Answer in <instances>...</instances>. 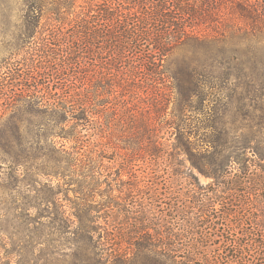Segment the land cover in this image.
<instances>
[{
	"label": "rangeland",
	"instance_id": "1",
	"mask_svg": "<svg viewBox=\"0 0 264 264\" xmlns=\"http://www.w3.org/2000/svg\"><path fill=\"white\" fill-rule=\"evenodd\" d=\"M30 1L0 0V63L7 61L13 68L22 66L21 70L37 64L28 75L43 82V60L38 57L43 35L70 33L83 15H76L80 8L60 16L43 9L32 11ZM77 4H84V0H77ZM180 53L170 54L166 63ZM86 69L93 75L91 68ZM143 89L130 86L115 99L108 88L95 91L121 104V115L113 123L110 120L115 114L108 111L107 120L100 119L101 124L94 121L91 129L83 131L87 133L86 163L80 169L70 166L62 154L49 152L43 133L60 115L45 112L43 100L34 106L16 102L0 119V264H181L187 258L176 247L178 251L164 253L157 247L137 244L138 234L129 228L121 231V238L117 231L131 222L126 207L138 194L143 206L153 208V222L163 219L170 234V221L177 212L186 214L189 210L194 182L190 174L208 190L205 204L209 218L204 222L208 237L216 236L208 224L213 221V209L220 216L217 235L231 238L239 251L249 253L241 264H248L247 259L264 264V97L251 100L239 89L221 102L219 114L226 133L223 149L225 153L232 151L233 157L215 178L211 170L199 172L192 167L188 172L191 165L184 149L177 172L165 170L169 161L165 156L143 158L145 139L141 134L147 116L156 118L154 132L167 138L166 143H177L173 95L166 93L167 105L158 110L153 93ZM75 124V118L68 123ZM65 144L69 149L71 142ZM46 198L51 202L46 203ZM215 244L189 259L198 264L226 260ZM115 248L125 254L119 260L113 256Z\"/></svg>",
	"mask_w": 264,
	"mask_h": 264
},
{
	"label": "trees",
	"instance_id": "2",
	"mask_svg": "<svg viewBox=\"0 0 264 264\" xmlns=\"http://www.w3.org/2000/svg\"><path fill=\"white\" fill-rule=\"evenodd\" d=\"M29 3L32 11L43 9L56 16L80 8L76 15L83 17L76 19L75 29L70 33L43 35V50H38V57L43 60V82L28 75L37 64L28 66L30 70H21L22 66L16 69L7 61L0 63V119L7 111L11 112L16 102L34 106L43 100L45 112L60 115L43 133L49 152L62 154L70 166L80 169L86 163L87 133L83 131L91 129L94 121L107 120L108 111L115 114L110 120L113 123L121 115L118 114L121 104L104 99L103 93L96 90L108 88L115 99L130 86L135 90L143 87L153 93L158 110L165 108L164 95L170 93L175 102L177 143H166L167 138L154 132L156 118L147 116L141 134L145 139L143 158L165 156L169 160L165 170L177 172L184 149L191 165L188 172H192V167L199 172L211 170L218 178V171L233 157L232 151L225 153L223 149L226 133L223 134L219 114L221 102L239 89L251 100L264 97V0H84V4H77V0H31ZM28 42L27 39L25 44ZM176 51L181 52L180 56L167 64L166 58ZM86 68H91L93 75ZM97 105L99 109H95ZM73 118L77 124L68 125ZM110 134L111 137L113 129ZM66 141L71 142L69 149ZM190 175L194 182L189 210L186 214L177 212L170 221V234L163 219L153 222L150 218L153 208L143 206L137 194L126 207L131 222L122 229L118 227L119 237L122 230L129 228L138 234L134 241L140 239L139 245L141 242L147 248L157 247L164 253L183 252L187 261L181 264H198L192 262L194 255L211 243H218L215 245L221 251L219 255L226 257L219 264H241L249 253L239 251L237 242L231 238L217 235L220 216L213 209L210 210L213 221L208 224H212L216 236L208 237V226L204 223L209 218L205 204L208 190L196 176ZM45 202L51 200L46 198ZM113 250L117 260L125 255L120 248ZM247 260L248 264H257L256 259Z\"/></svg>",
	"mask_w": 264,
	"mask_h": 264
}]
</instances>
